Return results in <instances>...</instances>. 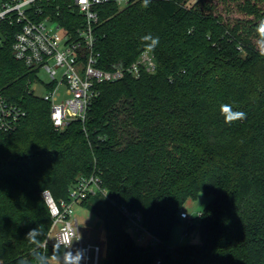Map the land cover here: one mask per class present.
<instances>
[{
	"label": "trees",
	"instance_id": "16d2710c",
	"mask_svg": "<svg viewBox=\"0 0 264 264\" xmlns=\"http://www.w3.org/2000/svg\"><path fill=\"white\" fill-rule=\"evenodd\" d=\"M71 2L54 8L76 32L85 19ZM99 14V67H127L148 51L156 71L100 84L86 120L63 131L32 89L37 73L13 55L15 28H5L0 90L25 115L0 129V261L63 256V246L43 248L52 218L42 193L69 199L96 174L108 196L81 206L104 222L103 264H264V0H112ZM222 105L246 118L226 122ZM202 193L213 199L188 224L199 225L201 242L173 248L186 202ZM120 206L143 215L156 244L137 242Z\"/></svg>",
	"mask_w": 264,
	"mask_h": 264
},
{
	"label": "built area",
	"instance_id": "2783aa9c",
	"mask_svg": "<svg viewBox=\"0 0 264 264\" xmlns=\"http://www.w3.org/2000/svg\"><path fill=\"white\" fill-rule=\"evenodd\" d=\"M110 1L72 0L70 7L85 19V24L76 32H71L58 19L62 15L60 8L55 12L56 0H0V41L9 37V31L5 29L7 26L15 28L14 57L37 75L45 70L51 77L47 94L42 98L51 104V119L57 131L65 130L74 120H86L92 101L100 94V84L113 83L127 75L139 78L144 69L149 73L156 71V61L148 51L127 67L121 65L113 70L99 67L95 53V26L100 21L99 7ZM60 71L61 78L58 79ZM24 115L0 90V129L6 132L15 129ZM99 194L108 196V191L103 187L101 177L96 174L81 177L70 189L69 199L58 201L50 190L43 191L54 235V239L46 241L43 248H47L48 242L54 244L62 236L72 237L75 244L76 238L81 235L75 208ZM113 202L116 204V201ZM119 208L127 217V228L137 242L152 243V236L143 224V215L126 206ZM181 218L193 220L186 212L181 213ZM78 244L87 250L85 264H101L105 257L104 245L94 242L84 244L82 239ZM46 263L45 257L37 262ZM154 264H161V260L157 259Z\"/></svg>",
	"mask_w": 264,
	"mask_h": 264
},
{
	"label": "rangeland",
	"instance_id": "374dc122",
	"mask_svg": "<svg viewBox=\"0 0 264 264\" xmlns=\"http://www.w3.org/2000/svg\"><path fill=\"white\" fill-rule=\"evenodd\" d=\"M39 80L34 83L32 89L34 93L39 97H44L47 94V84L51 82V77L45 70H41L38 74ZM61 78V71L59 73L58 79ZM212 196H207L205 194H199L196 199H190L186 202L183 211L189 214L190 219H195L200 216L208 204L212 201ZM76 214L80 221V231L82 236V242L86 244L87 242L100 243L104 245L105 257L102 258L101 264L107 259L109 254V244L107 231L103 220L93 211L82 207L81 205L76 206ZM190 220L180 219L179 224L175 227L171 245L173 248L179 246H184L187 244H199L201 242L200 227L197 224L192 230H189L188 224ZM188 231V234H187ZM54 235L50 231L48 240H53ZM153 244L157 241L153 240ZM74 248H81L80 245L75 243ZM62 257H57L53 261L54 264H63ZM85 264V262H84Z\"/></svg>",
	"mask_w": 264,
	"mask_h": 264
},
{
	"label": "clouds",
	"instance_id": "9594fccd",
	"mask_svg": "<svg viewBox=\"0 0 264 264\" xmlns=\"http://www.w3.org/2000/svg\"><path fill=\"white\" fill-rule=\"evenodd\" d=\"M262 34H264V21H261L259 25V29ZM156 41H154L155 43ZM222 113L226 114V122L231 123L234 120H242L246 118V114L244 112H233L229 105H222L221 106ZM39 234V229L34 228L31 229L27 237L35 238L36 235ZM82 239L80 235L76 238L75 243L79 242ZM64 246L65 251L62 257L63 264H84L87 258V250L83 248H74L73 245V238L72 237H59L55 240L53 245V250L58 251L61 246Z\"/></svg>",
	"mask_w": 264,
	"mask_h": 264
}]
</instances>
